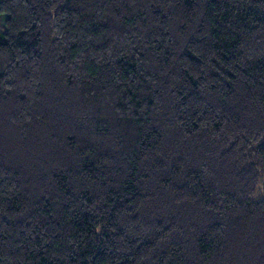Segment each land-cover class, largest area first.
I'll list each match as a JSON object with an SVG mask.
<instances>
[{
  "label": "trees",
  "instance_id": "1",
  "mask_svg": "<svg viewBox=\"0 0 264 264\" xmlns=\"http://www.w3.org/2000/svg\"><path fill=\"white\" fill-rule=\"evenodd\" d=\"M0 264H264V0H0Z\"/></svg>",
  "mask_w": 264,
  "mask_h": 264
}]
</instances>
